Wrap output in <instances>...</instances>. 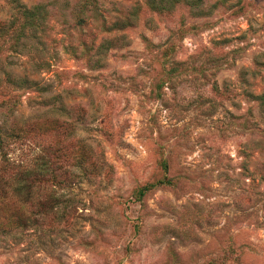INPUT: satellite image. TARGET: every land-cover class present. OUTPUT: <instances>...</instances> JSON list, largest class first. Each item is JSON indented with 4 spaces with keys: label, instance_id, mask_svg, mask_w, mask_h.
<instances>
[{
    "label": "rangeland",
    "instance_id": "obj_1",
    "mask_svg": "<svg viewBox=\"0 0 264 264\" xmlns=\"http://www.w3.org/2000/svg\"><path fill=\"white\" fill-rule=\"evenodd\" d=\"M80 7L0 0V264H264V0Z\"/></svg>",
    "mask_w": 264,
    "mask_h": 264
},
{
    "label": "trees",
    "instance_id": "obj_2",
    "mask_svg": "<svg viewBox=\"0 0 264 264\" xmlns=\"http://www.w3.org/2000/svg\"><path fill=\"white\" fill-rule=\"evenodd\" d=\"M101 1L102 0H79V3H81L80 13H83L84 9H88L89 6L93 7V9L96 10ZM27 10H25V12L22 14V18L27 17L28 14L32 19L31 26L33 29H36V27L34 26L35 23H33V20L36 17L37 19L44 21L48 16L45 11L47 9H45V7H43L42 5ZM129 22V18L125 17V27L129 24ZM55 107L56 114H68V110L70 109L69 107H66V105H64L62 102H58ZM13 130V127H11L10 131ZM4 161L6 166L14 169V172L11 175V179L14 181V188L12 189L14 196L22 199L25 203H32L35 200V196L37 193L34 188L37 184L42 185L45 182L49 169L48 163L45 161V157L43 156L42 151L39 150L38 152L36 150L34 160H32L34 161L33 164L19 163L17 165L16 162L11 161L10 159H5ZM0 183L3 184L2 179H0ZM144 190H148V187ZM30 220V218H24L23 220L19 221L20 223L18 227L25 228L26 226H29ZM3 230L5 229H2L0 227V233H4L5 231Z\"/></svg>",
    "mask_w": 264,
    "mask_h": 264
}]
</instances>
